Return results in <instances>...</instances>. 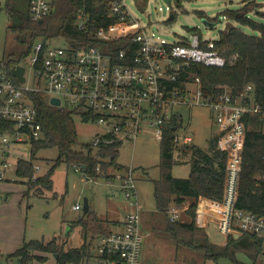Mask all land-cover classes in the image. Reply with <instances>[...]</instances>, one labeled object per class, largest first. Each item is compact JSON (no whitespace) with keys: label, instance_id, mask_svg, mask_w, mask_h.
Masks as SVG:
<instances>
[{"label":"built area","instance_id":"obj_1","mask_svg":"<svg viewBox=\"0 0 264 264\" xmlns=\"http://www.w3.org/2000/svg\"><path fill=\"white\" fill-rule=\"evenodd\" d=\"M54 1L29 0L32 18L47 16ZM108 7L94 31L97 43L78 45L70 40L65 47L41 36L10 69L0 61V191L3 183L11 181L10 169L18 170L19 160L25 159L15 156L19 149L43 137L34 92L46 93L51 104V98L58 97V106L99 122L103 128L93 145L112 141L108 135L132 141L145 130V123L155 126L161 140L165 122L172 114L179 115L176 104L202 103L217 118L219 130L213 144L227 151V165L223 197H199L196 222L206 226L215 220L223 233L249 231L264 238V214L237 205L247 129L257 126L264 131V104L256 98L254 85L246 83L238 91L229 85L213 93L204 91L201 76L192 67L227 63L215 48V39L194 32L168 41L150 33L149 21L134 13L125 0H109ZM76 15L78 28L88 29L90 15L85 8L79 7ZM17 64L25 67L23 81L11 70ZM178 127L174 126L176 145L193 143V135L179 134ZM75 169H82L81 164H75ZM114 173L135 206L118 223L121 228L98 237L92 264H139L142 213L134 170L125 167ZM80 207L79 202L74 204ZM170 212L171 218L179 219L178 206L172 205ZM262 256L264 264V247Z\"/></svg>","mask_w":264,"mask_h":264},{"label":"rangeland","instance_id":"obj_2","mask_svg":"<svg viewBox=\"0 0 264 264\" xmlns=\"http://www.w3.org/2000/svg\"><path fill=\"white\" fill-rule=\"evenodd\" d=\"M125 2L144 21H149L150 33L168 41L189 37L194 32L199 33L204 39H218L220 31L230 24L238 25L249 33H258L250 26L243 25L222 13L226 8L247 10L253 18L264 22V0H125ZM28 3L29 0H0V60L14 62L27 46L18 38L12 23L13 14L24 13L28 9ZM171 13L173 17L169 18ZM204 18H208L213 24H207ZM60 31L61 22L52 19L47 29L48 36L52 38L54 44L68 47L70 40ZM191 86L196 87V84ZM174 108L181 119L177 132L181 135H193L194 141L177 146L174 153L176 162L172 170L176 176H188L191 163L184 158L190 157L191 146L209 147L213 135L219 130V124L205 104L179 103ZM73 116L80 141L92 142L102 131L103 126L96 120H85L80 112L74 113ZM145 126V130L134 140L123 142L120 153L115 158V163L122 167H132L136 178L143 232L139 264H237L229 256H220L216 259L206 255L202 249L188 245L178 246L172 239L159 234L152 227L156 206L153 179L160 174L158 165L160 140L156 137L154 125L145 123ZM31 148V143H27L15 156L32 161L35 175L32 179H35L56 163L59 150L56 146L40 147L33 155ZM93 153L96 151L93 150ZM105 160L108 161L109 157L106 156ZM75 163L69 164L62 160L55 166L51 188L34 186L28 192H26L28 183L25 182L27 178L17 173L15 166L10 169L11 181L5 182L4 186L1 185L8 190V199L3 200L4 197H0V264H20L19 256H11L10 253L15 251L24 239L48 240L54 236L56 242H65L64 248L79 246L84 241L89 242L92 239L93 255L87 261V264H92L98 238L92 230H89L85 238L82 224L74 222L84 214L85 197L89 200L90 209L95 210V213L105 220L108 230L121 228L118 223H121L129 210L135 206L134 202L125 196L121 181L115 177L114 172L123 169L116 168V165L104 167L99 176L88 178L83 168L75 169ZM1 193L4 195L6 192L2 189ZM78 202L82 206L74 208V204ZM185 203L187 202L173 204L179 207V220L183 221L190 220V214L186 210L189 205L182 208ZM124 215L123 220L118 219ZM219 223L211 220L202 227L207 230L212 241L223 244L234 233H223ZM37 254L48 256L52 261H46V257L43 260L44 258L34 256L31 260L33 264H54L56 255L51 251H37ZM236 256L242 261L252 262L251 257L244 251H238ZM262 261L263 256L260 253L256 264H262Z\"/></svg>","mask_w":264,"mask_h":264},{"label":"trees","instance_id":"obj_3","mask_svg":"<svg viewBox=\"0 0 264 264\" xmlns=\"http://www.w3.org/2000/svg\"><path fill=\"white\" fill-rule=\"evenodd\" d=\"M108 2L109 0H55L53 10L42 21L32 18L28 3V9L24 13L13 14L12 27L18 38L27 45L14 62L20 61L31 51L37 38L43 35L50 37L47 29L52 19H58L61 22L60 32L67 39L76 41L78 45L97 43L94 31L105 19L103 13L109 10ZM79 7H84L90 15L88 29L78 28L76 11ZM222 13L243 25L250 26L258 33L246 32L238 25H228L220 31V37L215 39V48L226 56L227 63L221 66L197 64L192 68L200 74L204 91L213 93L226 85L238 91L246 83H252L256 98L264 104V22L253 18L247 10L241 11V8H226ZM0 61L7 69H10L14 63ZM33 96L44 133L43 138L33 142L32 154L34 155L40 147L56 146L59 155L56 163L35 179H32L34 173L32 161L19 160L17 173L27 178L26 192L34 186L51 188L55 166L62 160L69 164L84 163L86 167L83 171L88 178L99 176V172H102L104 167L116 165V168H125L115 163V158L119 155L123 144L122 139L108 135L112 141L97 145L80 141L73 116L75 109L51 104L47 94L42 91L34 92ZM84 115V119L87 120L88 115ZM253 118V121H257L255 117ZM180 124L181 119L177 114H172L164 124L158 164L160 174L153 179L156 206L152 227L159 234L172 239L178 246L188 245L202 249L206 255L216 259L220 256H229L237 264H256L258 255L263 253L264 238L262 236L245 231L239 236L231 234L225 243L217 244L210 239L207 230L197 224L196 211L199 197L214 199L223 197L227 151L216 148L214 144L206 148L193 145L188 158L191 163L189 175H174L172 170L176 162L174 153L178 146L174 142V126ZM93 150L96 151V155ZM106 156L109 157L108 161L105 160ZM189 198L191 200L186 210L190 214V220L172 219L168 213L170 206L183 204ZM237 205L264 214V131L257 126L247 129ZM104 221L95 213V210L89 208L86 214L74 222L82 224L85 238L89 230H92L98 238L109 231ZM64 246L65 242H56L55 236L48 240L45 238L24 239L10 255L19 256L20 264H26L34 256L44 258L43 260L47 258L37 254V251H51L54 255L57 253L56 264H87L90 256L93 255L92 239L89 242L84 241L79 246L69 248ZM240 250L251 257V263L237 258L236 253Z\"/></svg>","mask_w":264,"mask_h":264},{"label":"water","instance_id":"obj_4","mask_svg":"<svg viewBox=\"0 0 264 264\" xmlns=\"http://www.w3.org/2000/svg\"><path fill=\"white\" fill-rule=\"evenodd\" d=\"M166 1H170V0H166ZM173 17V13H171L169 15V18H172ZM43 19H40V21H42ZM204 21L207 23V24H213V22L209 21L208 18H204ZM12 72L14 74H16L20 80H25V76H24V70H25V67L23 65H20V64H17V65H13L12 68H11ZM51 102L55 105H58L60 103V99L58 97H52L51 98ZM82 168L85 169L86 165L84 163L81 164ZM84 214H86L90 208V204H89V200L87 197H85V201H84ZM235 236H238V235H235ZM57 256V253L55 254Z\"/></svg>","mask_w":264,"mask_h":264},{"label":"crops","instance_id":"obj_5","mask_svg":"<svg viewBox=\"0 0 264 264\" xmlns=\"http://www.w3.org/2000/svg\"><path fill=\"white\" fill-rule=\"evenodd\" d=\"M213 136H214V135H213ZM214 140H215V139H214V137H213V140H212L211 144H213ZM205 148H206V147H205ZM184 159H187V160H188V158H184ZM184 159H183V160H184ZM184 161H185V160H184ZM189 173H190V172H189ZM7 183H8V182H7ZM7 183H6V184H7ZM3 186H4V183H3ZM3 191L6 192V193H4V195H2V193H1V191H0V197L2 198V196H3V197H4L3 200H6V199H8V198H7V197H8V195H7L8 190H6V188L3 187ZM190 200H191L190 198H189V200L187 199V200H186L187 203H185V205H184L182 208H186V207L189 205ZM81 206H82V205H81ZM131 210H132V209H131ZM131 210H129V211H131ZM129 211H128V212H129ZM128 212H127V213H128ZM127 213H126V214H127ZM124 217H125V215H124L122 218H118V219L123 220ZM48 260H51V261H52V259H50V257L47 256L46 261H48ZM53 262H54V264H56V257H55V259L53 260Z\"/></svg>","mask_w":264,"mask_h":264},{"label":"bare ground","instance_id":"obj_6","mask_svg":"<svg viewBox=\"0 0 264 264\" xmlns=\"http://www.w3.org/2000/svg\"><path fill=\"white\" fill-rule=\"evenodd\" d=\"M214 139H215V137H214Z\"/></svg>","mask_w":264,"mask_h":264}]
</instances>
